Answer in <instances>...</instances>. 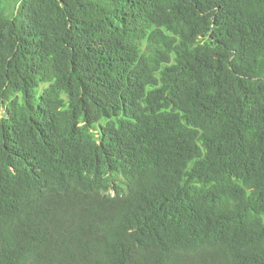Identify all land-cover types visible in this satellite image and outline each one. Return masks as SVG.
I'll return each mask as SVG.
<instances>
[{
	"label": "trees",
	"instance_id": "16d2710c",
	"mask_svg": "<svg viewBox=\"0 0 264 264\" xmlns=\"http://www.w3.org/2000/svg\"><path fill=\"white\" fill-rule=\"evenodd\" d=\"M0 264H264V0H0Z\"/></svg>",
	"mask_w": 264,
	"mask_h": 264
},
{
	"label": "rangeland",
	"instance_id": "374dc122",
	"mask_svg": "<svg viewBox=\"0 0 264 264\" xmlns=\"http://www.w3.org/2000/svg\"><path fill=\"white\" fill-rule=\"evenodd\" d=\"M20 0H2L3 9L10 14Z\"/></svg>",
	"mask_w": 264,
	"mask_h": 264
}]
</instances>
